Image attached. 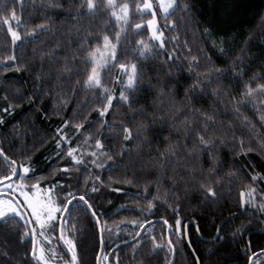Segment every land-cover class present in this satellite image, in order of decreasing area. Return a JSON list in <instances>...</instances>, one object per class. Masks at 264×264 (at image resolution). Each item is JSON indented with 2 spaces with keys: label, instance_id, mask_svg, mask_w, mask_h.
Wrapping results in <instances>:
<instances>
[{
  "label": "snow or ice",
  "instance_id": "1",
  "mask_svg": "<svg viewBox=\"0 0 264 264\" xmlns=\"http://www.w3.org/2000/svg\"><path fill=\"white\" fill-rule=\"evenodd\" d=\"M192 7L191 0H137L134 6L128 0H31L26 20L24 0L12 6L0 0V29L10 38L0 55V78L28 68L34 73L28 103L48 94L56 101L53 114L61 117L50 172L37 174L32 167L35 144L29 148L19 124L12 129L19 147L13 141L0 145V230L15 221L24 264H84L81 224L99 234L96 264H120V247H131L134 261L145 243L151 254L166 247L165 264H175L178 248L185 241L191 247L192 223L181 217V205L169 203L178 184L192 185L203 204L213 205L231 200L235 185L241 214L264 216V170L235 159L253 152L264 157V15L242 31L203 28L202 46L187 38ZM26 46L31 56L17 55ZM14 107L0 108V124ZM91 112L96 115L89 118ZM97 171H108L107 180ZM139 183L141 192L113 188ZM105 187L145 201L146 207L119 206L142 218L109 227L111 217L103 218L107 214L94 199ZM228 222L226 217L214 225L209 244L227 241ZM246 230L241 224L231 235L242 238ZM106 231L114 233L109 241ZM244 251L247 264H264V248L258 255L249 240ZM193 255L194 264H202L195 249Z\"/></svg>",
  "mask_w": 264,
  "mask_h": 264
},
{
  "label": "trees",
  "instance_id": "2",
  "mask_svg": "<svg viewBox=\"0 0 264 264\" xmlns=\"http://www.w3.org/2000/svg\"><path fill=\"white\" fill-rule=\"evenodd\" d=\"M8 6L13 5V0H5ZM39 2V0H38ZM126 2V0H118V3ZM134 3L137 0H128ZM192 7V23L187 30V38L194 45L207 46L205 38L202 37L203 28H216L231 32L242 31L243 29L253 28L264 15V0H191ZM25 4V19L27 20V11L31 10V0H24ZM19 7L17 12L19 14ZM180 14L179 12L177 13ZM145 21L148 16L142 17ZM61 19V17H57ZM141 17L137 15L133 22H139ZM39 22V21H35ZM99 22V21H98ZM183 31V30H182ZM10 41L6 36L5 31L0 29V55L4 54V46ZM8 47H11L10 43ZM31 46H26L21 49L17 55L31 56ZM258 50V49H255ZM219 63V61H217ZM254 71L256 69H253ZM251 74V73H250ZM186 73H181V79ZM34 83V73L28 68L21 69L20 72L10 69L0 78V108H4L8 103H14V111L4 115V123L0 124V145L8 147L9 142L13 141L12 129L13 125L19 124V131L26 132V138L29 148L35 144L32 156V167L37 174L41 172H50L48 167L50 161L48 157L56 150L54 147L55 129L61 122V117L53 114L52 108L56 105V101L52 100L48 94L43 95L35 105H30L27 100V95L31 92ZM183 93L181 92V96ZM4 96L8 100L3 99ZM143 103V100L140 101ZM118 111H125L119 105ZM71 105H69V112ZM2 114V113H0ZM68 113H64V118H67ZM95 112L89 113V118L94 117ZM109 143V141H105ZM14 147H19V143L13 141ZM229 159H232L231 153H225ZM240 164L248 161L255 164L257 170H264V157L259 152H253L247 157H237ZM59 163H64L60 161ZM4 166L3 160L0 159V169ZM227 168V166H225ZM75 172V170H73ZM103 179L107 180L108 171L100 173ZM116 175H123L117 171ZM131 178V173L127 174ZM51 179L50 176L47 177ZM169 182L164 181V187L167 188ZM120 187L126 193H134L143 191V184L125 185L114 184L113 188ZM125 192H116L105 187L101 193L94 197L99 207L107 214L104 219H108L109 227L122 220H130L134 218H142L137 211H120V205L127 204L130 208L146 207L145 201H137L131 195H126ZM173 193L176 195L173 196ZM237 186H233V198L229 201H220V205L203 204V194L200 193L192 185L185 186L178 184L168 193L169 203L175 206L179 204L183 211L180 213L185 222L191 221L188 228V236L191 241V247L185 241L176 251L174 257L175 264H194L193 249L195 255L200 256L202 264H247L244 245L246 241L251 242L252 251H257L258 248H264V217L259 213H253L251 210L241 214V211L236 204ZM106 197V199H105ZM160 213H164L165 209L160 208ZM114 213H118L115 214ZM234 213L235 216L230 217L229 214ZM169 215H171L169 213ZM229 218V222L224 225L228 239L220 243L218 246L209 244L208 241L215 234L214 225H219L225 218ZM241 224L247 226V230L241 236L232 237L231 231ZM15 221L10 222V227L5 230H0V264H24L26 257L24 256L25 245H22L15 234ZM199 225L200 233L196 232V226ZM82 231L78 234L79 244L82 249L84 264H96V254L100 252L99 234L95 237L92 234L90 225L81 224ZM157 233L161 231L159 224L155 225ZM22 230V229H21ZM131 231V228H129ZM110 237H114V233H104L105 241H109ZM127 239V236L121 234V240ZM173 239H176L175 237ZM30 246V240L29 245ZM209 249H212L209 251ZM110 251V249H104ZM151 244L145 243L140 252L136 253V259L130 260L132 255L131 247H120L118 250L120 264H149L151 259L152 264H165L167 248L163 251L151 254ZM151 254V255H150ZM116 257H113L115 259Z\"/></svg>",
  "mask_w": 264,
  "mask_h": 264
},
{
  "label": "rangeland",
  "instance_id": "3",
  "mask_svg": "<svg viewBox=\"0 0 264 264\" xmlns=\"http://www.w3.org/2000/svg\"><path fill=\"white\" fill-rule=\"evenodd\" d=\"M264 217V216H263Z\"/></svg>",
  "mask_w": 264,
  "mask_h": 264
}]
</instances>
